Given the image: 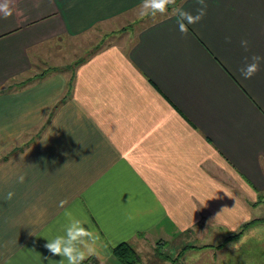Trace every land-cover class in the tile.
Here are the masks:
<instances>
[{
  "label": "crops",
  "instance_id": "0c3cea01",
  "mask_svg": "<svg viewBox=\"0 0 264 264\" xmlns=\"http://www.w3.org/2000/svg\"><path fill=\"white\" fill-rule=\"evenodd\" d=\"M4 4L0 264H59L44 245L63 235L68 212L98 235L87 258L96 264H121L112 250L122 243L143 264V248L163 249L173 236L188 245L189 234L211 246L204 264H264L248 259L264 246L258 227L217 248L260 219L264 203V61L252 78L241 74L264 57V0H205L186 34L173 7L132 20L141 0ZM175 7L195 15L201 5ZM120 21L133 24L116 43L82 48Z\"/></svg>",
  "mask_w": 264,
  "mask_h": 264
},
{
  "label": "clouds",
  "instance_id": "9594fccd",
  "mask_svg": "<svg viewBox=\"0 0 264 264\" xmlns=\"http://www.w3.org/2000/svg\"><path fill=\"white\" fill-rule=\"evenodd\" d=\"M196 3L201 5L197 8L196 14L185 11L182 7H173L172 11L177 16L178 30L186 34L188 32V25L198 23L206 14L205 0H196ZM176 0H141L140 8H148L147 13L142 12L144 15H164L168 12L170 5H175ZM0 11L4 13L5 18L11 15L7 4L0 5ZM226 40L230 42V37H226ZM249 42L247 40L241 41V47L245 51L248 50ZM264 61V57L259 55H253L251 57V63H247L244 68L241 69V74L245 79H250L260 69L261 62ZM23 177L19 178L20 182H23ZM14 193H7V199H12ZM64 202L61 201V207ZM68 223L63 229V235H56L52 239H47V243L44 247L52 256H59L61 260L59 264H83L89 256L96 255V243L98 235L93 232L91 226L88 224L87 219H79L72 215L71 212L66 213ZM87 225V227H85Z\"/></svg>",
  "mask_w": 264,
  "mask_h": 264
},
{
  "label": "rangeland",
  "instance_id": "374dc122",
  "mask_svg": "<svg viewBox=\"0 0 264 264\" xmlns=\"http://www.w3.org/2000/svg\"><path fill=\"white\" fill-rule=\"evenodd\" d=\"M148 11H149V9L146 7L140 8V9L136 10V12L131 14L132 15L131 19L135 20L139 24H140V22L150 20V18L152 17L151 15L142 14V12L147 13ZM131 24H133L132 21H128V23H124V25L120 21L116 25V28L114 29L116 31V33H114L113 35L111 34L112 36L107 34L106 32L103 33L100 30L96 31L90 37L89 41H87V40L84 41L85 43L82 45V48H86V49L91 48L93 45V46H96V48L100 49V48H105L112 43H116L117 39H119V35L122 32L120 29L123 28V26H130ZM103 35H104V37H103ZM78 52H79L78 54H80L79 49H78ZM90 52H92V51H90ZM87 53H88V50H85L83 55H85ZM81 61L82 60L78 59V57H74V59H72V63H73L72 68L75 70L76 66ZM258 211H259L260 219H264V203L262 204V206H260ZM256 227H258V229H259V232H257L256 235L259 234L258 237H261V240L264 242V223L258 224ZM252 229H254V228H252ZM248 232H246L244 235H246ZM195 235H197V234H195ZM187 237H190L191 240L187 239ZM213 237H214V234H213ZM184 238H185V241L187 242L188 245L184 244V242L182 241L183 239H179L178 237L173 236L172 238H169L166 241V244H169V243L170 244L166 245V247H163V249L157 248V246H155V245H153L151 247L143 248L142 253H141L142 258H143V260H142L143 264H160L157 262V260H156L157 258L164 259V264H193L194 261H196L197 263L204 264V263L210 261L214 257V255H213L214 252L203 251L204 249H198V248L197 249L187 248L188 246H191V245L195 246L196 244H200V243H196L195 240H192V235L190 236V234L185 235ZM216 239H217V241H219L220 237H218V238L216 237ZM216 239L212 238V240L214 242L216 241ZM251 241L254 242V241H256V239L252 238ZM196 247H201V246H196ZM261 248L262 249H260L258 251H257V248H255V249H253L252 252L248 250V259L264 258V246H262ZM198 250H201V251H198ZM218 250H221V249L218 248ZM225 255L226 254L224 253V251H222V253H220L216 256L224 257ZM166 256H168L169 258H166ZM140 260H141V258H140Z\"/></svg>",
  "mask_w": 264,
  "mask_h": 264
},
{
  "label": "trees",
  "instance_id": "16d2710c",
  "mask_svg": "<svg viewBox=\"0 0 264 264\" xmlns=\"http://www.w3.org/2000/svg\"><path fill=\"white\" fill-rule=\"evenodd\" d=\"M179 2L180 0H176V4L170 5L169 7H175L178 5ZM262 223H264V219H254V220L247 222L241 227V229L238 232L229 236L226 239L225 243L217 246V248H223L228 242L236 241L242 238L246 232L250 231L252 228H255L258 224H262ZM208 247H211V246L204 245L201 247H196L194 245H191V246H188L187 248L205 249ZM112 252L115 258L118 259L121 264H139L140 263V256L137 250L129 243L120 244L119 246L114 248ZM166 258H169V257L166 256ZM96 263H97V260L94 258L86 259L83 261V264H96Z\"/></svg>",
  "mask_w": 264,
  "mask_h": 264
}]
</instances>
